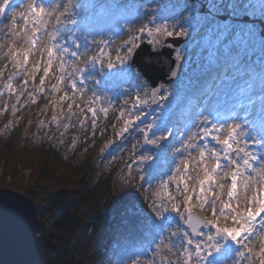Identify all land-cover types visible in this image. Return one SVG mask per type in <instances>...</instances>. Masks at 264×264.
Masks as SVG:
<instances>
[{"label":"trees","instance_id":"1","mask_svg":"<svg viewBox=\"0 0 264 264\" xmlns=\"http://www.w3.org/2000/svg\"><path fill=\"white\" fill-rule=\"evenodd\" d=\"M118 1L62 0L63 5L59 3L53 12L52 27L41 58L17 69L11 49L6 60L0 63V188L16 191L37 205L40 227L34 264H133L134 261L142 264L146 246L155 248L154 259L161 257L160 264H183L185 258L184 248L179 247L183 237H167L169 229L185 233L179 222H167V216L174 212H166L159 218L152 215L150 219L157 225L153 230H146L145 224L153 199L164 200L169 208L171 203H177L181 205V213H185L184 183L176 172L181 166L174 160L187 151H181L178 136L183 122L190 124L191 117L197 114L194 107L199 102L204 103L208 87L200 94L183 91V88L170 90L159 102L163 108L160 121L154 125L156 120L139 121L144 128L152 125L149 139L167 137L158 139L157 144L143 142V137L135 143L129 131L119 135L127 114H133L137 106L131 103L135 96L122 103L114 91L117 86L133 87L132 72L127 79L110 74L120 64L115 62L117 50L133 36L138 37L139 42L144 36L140 29L152 21L164 20L168 24L172 20L182 22L184 18L179 11L174 12L179 10L175 3L161 11L159 0H137L120 8L116 6ZM200 1L202 4L223 3L236 14L234 7L249 0ZM181 11L186 13L188 8ZM134 14L137 16L132 19ZM117 23L124 24L117 28ZM101 41L105 44H99ZM229 42L234 55L226 63L225 72L226 80L233 81L221 89L213 106L231 101L232 92L245 82L254 85L252 93L264 90V64L256 60L257 55L264 58V39L246 41L244 52L231 36ZM51 46L77 56L65 53L61 57L58 51L45 76L46 50ZM101 48L104 55L100 54ZM251 50L256 51L251 53ZM119 54L123 55V51ZM65 56L69 57L66 61ZM93 56L104 60L105 66L90 61ZM109 58L114 62L111 68L106 66ZM85 60L89 62L85 64ZM34 68L37 69L34 76L27 74ZM75 68L83 71L70 77ZM61 75L63 82L59 80ZM73 78L77 79V89L82 92L101 100L106 97V101L100 103H103L101 109L96 111L95 120L90 107L76 103V90L71 88ZM54 86L57 91H53ZM103 109L108 110L107 114ZM160 114L161 111L158 116ZM143 156L150 159L139 165L143 177L140 180L133 157L138 160ZM126 166L131 168V176ZM183 175L189 187L187 195L192 196V203L196 205L198 179L194 181L188 171ZM162 182L168 183L171 198L163 194ZM194 212L211 217L207 208L201 211L194 207ZM228 226L235 227L231 221ZM167 238L173 254L165 257L160 245ZM156 241L159 246H154ZM147 264H152V260Z\"/></svg>","mask_w":264,"mask_h":264},{"label":"rangeland","instance_id":"2","mask_svg":"<svg viewBox=\"0 0 264 264\" xmlns=\"http://www.w3.org/2000/svg\"><path fill=\"white\" fill-rule=\"evenodd\" d=\"M10 1V0H8ZM58 0H16L15 4L12 5L11 11L7 14L0 15V61H5L6 57L8 55V50L11 49H21L24 50L27 43L28 39L30 38L29 33H31L32 29H37L39 38L37 42L35 43V46L31 49L29 53V59L27 62V66L31 65L35 60H38L41 58V51H42V46L45 44V35L49 31L50 28V23L53 21V8L57 4ZM136 0H120L118 1L117 5L120 7L124 6H130L134 4ZM29 3H34L36 7L38 8H43L45 10V14L37 20L36 17L31 16L28 13V4ZM173 3H177V0H161L158 1V9H166L170 6H172ZM182 5L188 4L186 1L182 2ZM251 4V8L249 10V15L251 18H259L263 17L261 19H264V0H249L248 2L244 4H237L234 9L236 13H241L243 14L244 9L246 8L247 4ZM4 0H0V6H3ZM190 6L188 7L187 14L185 17H192L189 20H186L183 23H178L171 21V23H159L155 26H153V35L151 38L147 36L146 42L148 43V40L151 39L153 40L157 46V50L160 48V44L162 43L163 39L166 38V36L161 33H156L155 29L157 28H164L166 27L169 31H174L176 33H189L190 38L188 39L186 43V47H183L176 53H174L173 57L175 60L180 61L182 65L184 66V70L182 72V75L179 77V79L175 82H173L170 86H167L168 90H178V88H187L188 85H190L191 80L196 77V74L200 73L202 71V68L197 67L195 64L193 66V63L196 62L197 60H200L201 62L203 60L204 64L209 66L211 59L209 56V53H201L198 54V51L201 48H206L211 40L217 39V35L220 30L224 28L225 25L229 22L228 19L226 18L225 20H221L218 17L216 18L215 15L221 16V15H226L230 11L227 5H224L223 3L217 2L214 4H209L207 3L204 5L205 9L201 6V9H204L203 13H198L200 10V5H197L195 2L189 3ZM233 10V9H232ZM162 11V10H161ZM202 11V10H201ZM210 11V12H209ZM196 13H198L196 15ZM213 13V15L211 14ZM230 14H228L229 17ZM25 19H27V24H25ZM188 19V18H187ZM15 22V23H14ZM117 23V28H118ZM241 29H236L233 31L234 33L232 34V38L234 41H239V40H245L246 38H251L254 36V34H257V30L255 29L254 26L250 24H242ZM146 29V28H145ZM148 30V29H147ZM175 37V36H173ZM152 50V49H151ZM129 57L125 60L124 63H120L119 65L116 66V68L110 72V74H116L120 76H125L126 74H129V70L124 68V64H127ZM203 59V60H202ZM1 63V62H0ZM191 63V65H189ZM196 68V69H195ZM141 76L135 81V85H133L132 88H128L124 91V98L121 99V102H125L126 99L130 98L131 96H137L140 95L142 98L145 97L146 94H148V84L147 82H143V84L140 85L141 83ZM163 88H161L162 91ZM75 101L76 103L79 104V106H85L87 105L90 108H94L97 110H100L102 105L100 104L101 101L105 102L106 97L104 100H101V98L96 97V96H91L90 93H84L80 89H75ZM166 91V87L164 89ZM92 94H94L92 92ZM162 95V94H161ZM96 97V98H93ZM135 97H133V100L131 103L135 102ZM148 97V96H147ZM123 105V104H122ZM121 105V106H122ZM101 106V107H100ZM124 106V105H123ZM133 110V109H129ZM249 112L247 115H244L241 113V111L238 112V114L235 115L233 119L229 120H223L218 124L220 128H223L221 131L220 135L221 137H226L227 135V127L230 125H238L240 128V131L242 133L240 137V147L243 149H247L252 155L255 156L254 160L250 159V167H245L243 166V159L245 158L243 152H236L235 154L230 153L229 157L230 159L234 161H239V166L242 167L243 171V176L247 178L249 182V191L247 194L243 191L242 187H239L238 190V195L237 198L232 201L233 205L235 206L237 201L240 204V209L243 211L246 206L245 201V195L247 197H251L252 195V189L257 186L258 177H261L264 173V127L262 131H260V128H257L258 126L255 125L254 115L256 114L255 112L252 113L253 109L251 108L248 109ZM160 116L158 114L160 113ZM140 113L141 119H146L143 122H148V121H153L156 120L155 122L152 123V125L156 124L157 122L160 121V119L163 117L162 116V107L160 105L159 109H155V111H150V104L146 105L143 110L139 109V106H137V110H134V113ZM244 112V111H243ZM132 113V112H130ZM147 113L148 116H145ZM258 115V114H257ZM129 116V114H127ZM259 117H261V120L264 123V115L259 113ZM140 119V120H141ZM200 119V118H199ZM199 119L194 123L193 126H197L200 124V126L194 127L192 130L187 132V136L196 133L197 135L200 134L201 132V124L204 126L205 121H199ZM139 121H135L134 123V128H129V133L131 134V138L134 140L135 143H138L141 138H142V133L141 130L144 129L143 125H141ZM207 128L210 129V126ZM200 131L199 133H197ZM204 137L200 139L197 137V140L195 142L198 143L197 148L198 149H203L206 152V155H208L211 152H217L220 153L221 155V170H220V175H222L223 171H227L230 167L231 164L229 163V160L223 158L224 154V149L223 146L218 144L214 139ZM212 137V136H211ZM188 138V137H187ZM211 139V140H210ZM247 143H244V142ZM195 157V159H193ZM198 160H199V155L198 151L196 149H192L190 154L188 155V161H189V175L194 179H198L199 176H202V172L200 171V167L198 165ZM187 173V172H186ZM242 181L238 182L241 184ZM196 184V182H195ZM219 184L224 185V194L222 198H225V194L227 196V191L228 188L230 187V178L228 179H220ZM216 184H214L215 186ZM196 191L199 193V184H196ZM194 187V186H193ZM205 187H208L207 185ZM228 197L225 198L227 201ZM219 208V206L217 205ZM207 208V207H206ZM211 214V211L209 212ZM206 215L209 216V214L205 213ZM205 214H202L204 216ZM184 215H187L185 212ZM177 221L183 220L181 216L177 214ZM175 217V218H176ZM259 218V217H258ZM257 220L254 222V225L256 224ZM253 225V226H254ZM172 232V231H171ZM169 233V235L171 234ZM205 235L207 234H215V229L211 228L208 230V232L204 233ZM199 239V238H196ZM193 239V240H196ZM202 239V238H201ZM216 242L219 244L218 241V236L216 238ZM259 244V245H258ZM170 241L168 238L164 241L163 243V252L164 256H170L173 254V250L170 249ZM264 248V229L261 227L258 229V232H255L253 234V239L250 245L247 247V249L239 251L243 252V261L245 264H252V262L256 261L258 258V255L260 254V249ZM222 247L219 244V250H221ZM218 251L213 250V253H217ZM239 253L236 255L238 256ZM186 255V253H185ZM233 255V253H229V259L227 260L226 264H234L235 260L238 261L239 258ZM162 258L159 257V262L158 264L162 263ZM194 264V261H193ZM254 264V263H253Z\"/></svg>","mask_w":264,"mask_h":264},{"label":"snow or ice","instance_id":"3","mask_svg":"<svg viewBox=\"0 0 264 264\" xmlns=\"http://www.w3.org/2000/svg\"><path fill=\"white\" fill-rule=\"evenodd\" d=\"M8 9V0H4L3 6H0V15H3L6 10ZM28 13L31 16H34L39 20L44 14L45 10L43 8H38L35 6L34 3L28 4ZM27 19H25V24H27ZM15 23V22H14ZM140 32L143 34L144 29L141 28ZM156 33H161L166 37H178L180 35H183V33H176L174 31H169L166 27L164 28H157L155 29ZM147 36L149 38L153 35V30L148 29L147 30ZM138 37L133 36L132 39L126 41L121 49L117 50L116 54V60L115 62L124 63L125 60L132 56L135 49L140 48V43L137 42ZM35 39H32L29 41L30 45L35 44ZM99 44H105L104 42H99ZM148 44L152 46V51H157L156 43L149 39ZM126 49V50H124ZM31 51V48L21 50L20 52H16L15 49H12L10 51V55H12L13 63L17 69H20L22 65H26L29 59V53ZM47 54H48V61L47 66L44 68V75L47 76L49 73V69L53 63L52 57L54 55H57V52L59 51V54L61 57L65 53H68L67 51H61L57 50L55 46H51L47 48ZM120 51H123V55H120ZM143 55L141 56V59H151L149 53L145 52L143 49L141 50ZM72 56H77L74 53H68ZM86 54V53H85ZM101 55H104L103 48H101ZM16 57H21L20 60H17ZM93 63L100 64L101 66H105L104 60L98 59L97 57L93 56L91 60ZM89 60H85L84 63L87 64ZM113 61L109 58L107 61L106 66L108 68L113 67ZM61 72L64 71V64L61 63ZM37 69H32L31 73H27V69H24V72L29 75H35V72ZM83 71L82 68H75L73 71L69 74L70 77H75L76 73H81ZM59 80L63 82L64 76L61 75L59 77ZM27 83V81H26ZM40 84H44V80L41 79ZM9 88H11V85H9ZM71 88L76 89L77 88V79L73 78L71 83ZM58 88L54 86L53 91H57ZM149 94H146L145 97H147ZM151 99L142 98L140 95H137L135 97L134 107L139 106V109L141 111L143 108L148 105L149 103L155 102L158 98L159 100L165 99L164 96H158L155 92H151ZM67 98V97H65ZM71 110V106H69ZM89 111L93 114V120H95L96 115V109L89 108ZM105 114H107V109H103ZM121 117L124 116V113H120ZM134 116V119H133ZM55 119V117L53 118ZM141 115L140 113H133L130 114L127 119L125 120L124 126L120 129L119 135H123L124 133L129 131V128L135 123V121H140ZM93 127H95V124H93ZM152 125H147L146 128L141 130L143 142H148L151 144H157L158 139H166L167 137H160L158 139H149V131L151 129ZM223 130V128H217L213 127L211 129L205 127L201 129V132L199 135L196 133H193L188 136L187 140L185 141L183 145V151L186 152L188 150L196 149L198 151L199 160L198 165L200 167V171L202 172V176L198 178V184H199V193L196 196L197 204L194 205L192 203V196L187 195L189 192L188 184L185 182L184 177H181L180 182L184 183V204L185 212L187 215H184V213H181L180 208L181 205L177 203H171V207L169 208L168 203H166L164 200L159 199H153L152 203L149 205L150 207V213H148L149 219L146 221L145 228L146 230H153L157 227L154 220H151L150 217L154 215L156 218H159L163 216L164 213L172 211L177 213L179 216H181L185 223L190 226V234L189 233H178L176 231L171 232L170 237H183L180 239L179 247L184 248V252L186 253L183 264H204L206 257L210 256L212 254V251H219V244L216 242L217 236H225L227 238H230L232 241H237L239 238H247L250 237L253 234L254 231V222L257 220L258 217H261L260 220V227L264 229V176L258 177V183L257 186L252 190V196L249 199L247 195H245V201L248 206L244 208L242 211L240 209V204L237 201L236 205L234 206L232 201L237 198L239 187H242L245 194L249 191V182L247 178L243 176L242 167L239 166V161H234L230 159L229 154L235 152H243L245 158L243 159V166L250 167V159L254 160L255 156L252 155L247 149H243L240 147V137L242 135L240 128L238 125H230L227 127V135L226 137H221L220 133ZM212 136V138L220 145L223 146L224 154L223 158L229 160V163L231 164V167L227 171H223L222 175H220L221 170V155L217 152H211L208 155H206V152L201 148L198 149L197 145L198 143L195 142L197 140V137L200 139L204 137ZM244 143H247L246 141ZM150 159L148 156L140 157L138 160H136V157H133V160L136 161V168L139 173L138 178L140 180L143 179L141 172L142 169L139 167V165L143 162ZM195 159V157H193ZM180 164L183 166V170L187 172L189 168V161L187 159H182L180 161ZM126 171L129 172V176H131V168L126 166ZM181 168L177 167L176 172L180 173ZM137 177H132V179H136ZM228 179L230 178V187L227 191V201H225L222 196L224 194V185L220 184L219 189H213L212 185L219 184L220 179ZM172 179H175V177H172ZM242 181L241 184L238 186V182ZM130 184V182H129ZM208 187H205V186ZM142 187V186H141ZM162 189L164 190V195L171 198V194L167 192V189L169 187L168 183L162 182L161 184ZM147 195V193H146ZM153 196H156V192L152 193ZM211 198V199H210ZM217 204H219V208L217 207ZM135 207V205H133ZM194 207H198L201 211H204L205 208L209 209L211 211V217L208 215L200 216V215H194ZM231 221L232 225H235V227L228 226V221ZM223 221L224 223H221ZM210 226L211 228L215 229V234H207L205 235L200 229L201 226ZM191 236L198 237L199 239L193 240L190 238ZM202 238V239H201ZM164 241H161L163 243ZM240 256H243V252L239 253ZM133 264H136L134 261ZM259 264H264V248L261 249V259Z\"/></svg>","mask_w":264,"mask_h":264},{"label":"water","instance_id":"4","mask_svg":"<svg viewBox=\"0 0 264 264\" xmlns=\"http://www.w3.org/2000/svg\"><path fill=\"white\" fill-rule=\"evenodd\" d=\"M235 20L247 21L248 18L243 16ZM258 22L259 34L264 36V24L261 20ZM186 39L187 35L168 37L162 41L160 49L156 52L144 41L141 42L140 48L135 49L129 64L138 69L149 82L150 94L155 92L158 95L160 82L164 86L179 76L181 63L173 58V53ZM142 49L152 58L142 60ZM183 225L190 233V226L185 222ZM39 227L37 205L16 191L0 188V264H34L38 256ZM203 227L202 225L201 229ZM221 237L226 241L227 237Z\"/></svg>","mask_w":264,"mask_h":264}]
</instances>
